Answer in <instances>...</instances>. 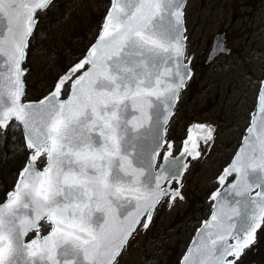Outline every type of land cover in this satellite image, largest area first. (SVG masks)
I'll use <instances>...</instances> for the list:
<instances>
[{"label":"snow or ice","instance_id":"snow-or-ice-1","mask_svg":"<svg viewBox=\"0 0 264 264\" xmlns=\"http://www.w3.org/2000/svg\"><path fill=\"white\" fill-rule=\"evenodd\" d=\"M186 6L111 0L89 45L29 90L28 60L42 55L41 24L57 3L0 0V138L23 158L0 205V264H122L158 211L185 199V173L216 141L195 120L170 132L195 74ZM254 83L241 147L178 264H242L264 230V79Z\"/></svg>","mask_w":264,"mask_h":264},{"label":"rangeland","instance_id":"rangeland-1","mask_svg":"<svg viewBox=\"0 0 264 264\" xmlns=\"http://www.w3.org/2000/svg\"><path fill=\"white\" fill-rule=\"evenodd\" d=\"M107 0H71L61 3L65 7L62 26L52 35L42 36L44 51L30 57L28 64L33 75L29 85L40 87L39 81L54 76L59 58L63 64L70 61L73 50H79L75 41L79 29L87 26L92 14L107 8ZM185 17L188 52L194 57V77L184 90L176 106L170 132L179 138L192 120L212 121L215 124L216 141L206 161L194 162L185 173L184 200H177L171 208H161L146 233L132 242L122 264H174L186 248L194 230L209 213L208 196L216 187L215 178L230 161L253 111L257 85L264 79V0H188ZM48 17L41 24V33L48 27ZM51 30V29H50ZM224 32L229 54H221L205 65L212 37ZM86 38L85 45L92 41ZM78 44V45H77ZM84 45V46H85ZM73 49V50H72ZM49 57L53 58L49 68ZM60 63V62H59ZM33 85V86H34ZM0 151L7 159H0V203L4 192L14 184V172L22 162L19 149L13 148L11 137L7 145L0 138ZM20 163V164H19ZM39 163V162H38ZM196 200L191 207L189 202ZM207 202L208 206H204ZM264 230L259 234L257 251L242 258V264L251 260L264 264Z\"/></svg>","mask_w":264,"mask_h":264},{"label":"trees","instance_id":"trees-1","mask_svg":"<svg viewBox=\"0 0 264 264\" xmlns=\"http://www.w3.org/2000/svg\"><path fill=\"white\" fill-rule=\"evenodd\" d=\"M65 1H67L68 3L71 2V0H56V3H57V7L53 10V13L49 15L48 17V21H49V25L48 29H46L43 33H42V36H44V34L47 35H52L51 32H53L54 30H57L59 29L61 26H62V20L65 18V15H66V12H65V7L64 8H60L59 6L61 5V3H64ZM109 4V0L106 1V5L108 6ZM104 11L103 12H100L99 14H95L93 13L92 16L94 19H91L88 23L87 26L83 27L82 29H79L78 30V33H76V37H74L75 41L77 40H80L78 42V44L80 45V48L79 50H73V53H72V57L71 59L74 57V55H78L84 48H86L88 45H85L86 43V38L88 37V35L91 33L93 34L92 36V40H93V37L94 35L96 34V29L98 28V26L100 25V20H101V17L103 15ZM51 29V30H50ZM44 43V40L42 41ZM77 44V45H78ZM85 45V46H84ZM70 59V60H71ZM60 62V63H59ZM63 60L61 58H59V61H58V64L59 66H62L64 65L63 64ZM28 82H29V79H28ZM37 84V82H35ZM34 85V82L32 83V85H29L27 84V88L29 90H32V89H37L39 90L40 87H38L37 85ZM34 85V86H33ZM7 154V153H6ZM8 155V154H7ZM1 157H4V154L2 153V151H0V159ZM20 164V163H19ZM18 168L15 170L14 172V176L16 178V173L19 169V166H17ZM0 174H1V171H0ZM15 180V179H14ZM7 189V188H6ZM8 190V189H7ZM196 203V200L194 201H191L189 202V206L191 207L193 204ZM203 205L206 207L208 206L207 202H203ZM44 228H46L45 225H43ZM261 231L258 232V238H259V234H260ZM250 254H253L252 252H250ZM180 256V254H179ZM178 262V259L176 258V261L174 264H177Z\"/></svg>","mask_w":264,"mask_h":264},{"label":"water","instance_id":"water-1","mask_svg":"<svg viewBox=\"0 0 264 264\" xmlns=\"http://www.w3.org/2000/svg\"><path fill=\"white\" fill-rule=\"evenodd\" d=\"M187 1H188V0H185V3H187ZM110 4H111V0H110V2H109V5H108L106 11L104 12V14H103V16H102V18H101L100 25H101V23H102L104 17L106 16L107 12L110 10ZM224 48L227 49V52L224 53V54H226V55L229 54V53H230V49H229L228 47H226L224 32L215 34V35L212 37L211 47H210V50H209L208 53H207V56H206L205 61H204V64L207 65V64H209L210 62H212L215 58H217L218 56H220V55H221V49H224ZM191 56H192V54H191ZM191 67H192V65H191ZM255 105H256V102H255ZM254 111H255V106H254L253 111L250 113L249 122H250L251 116H252V114L254 113ZM192 121H193V120H192ZM195 121H198V120H195ZM198 122H199V121H198ZM201 123H208V124H211V125L215 128V124H214L212 121H205V122H201ZM248 126H249V123H248V125L246 126V128H245L243 134H246V129H247ZM242 140H243V135L241 136V139H240L239 145H238V147L236 148V150H235L233 156L231 157V159H230V161H229L228 163L231 162V160L234 158L235 154L239 151V149H240V147H241V142H242ZM228 163H227V164L221 169L220 172H222V170H223L225 167H227ZM42 167H43V166H41V170H42ZM15 182H16V179H15ZM15 182H14V184H15ZM215 182H216L217 185H216V187L210 192V194H211L212 192L216 191L217 188H219V185H218V183H217V177L215 178ZM228 182H230V181H228ZM228 182H226V183H228ZM14 184H13V185H14ZM12 189H13V186L9 189V191H11ZM210 194H209V196H208V201L210 202L209 214L207 215L206 218H204V219H202V220L200 221L199 226L196 227V229L194 230V233L192 234V236H191V238H190V240H189V242H188V244H187V246H186L184 252H183L182 255L180 256L178 262L181 260V258L183 257V255H185V254L187 253L189 247L192 245L194 239H195L196 236H197V230L200 229V228L202 227V225L204 224L205 220H208V219H210V217H211V213H212V205H213L214 202L210 199ZM4 202H5V201L3 200V201L0 203V205H3ZM42 224H46V222H44V221H41V222H40V225H41V228H40V235H41V236L48 235L49 232H50V227L48 226L47 231L43 233V232H42ZM46 225H47V224H46ZM34 235H35V233H30L29 236L26 238V242H27L28 240H30L31 238H33ZM253 251H255V249H253ZM248 264H262V263H257V262H255V261H253V262H250V263H248Z\"/></svg>","mask_w":264,"mask_h":264}]
</instances>
